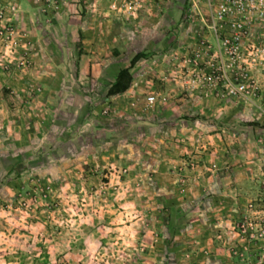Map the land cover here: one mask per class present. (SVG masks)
<instances>
[{
  "label": "rangeland",
  "instance_id": "1",
  "mask_svg": "<svg viewBox=\"0 0 264 264\" xmlns=\"http://www.w3.org/2000/svg\"><path fill=\"white\" fill-rule=\"evenodd\" d=\"M143 2L0 0V264H264V55L196 86L190 1Z\"/></svg>",
  "mask_w": 264,
  "mask_h": 264
},
{
  "label": "built area",
  "instance_id": "2",
  "mask_svg": "<svg viewBox=\"0 0 264 264\" xmlns=\"http://www.w3.org/2000/svg\"><path fill=\"white\" fill-rule=\"evenodd\" d=\"M189 1L188 17L194 15L202 23L206 37L187 46L179 61L180 71L185 70V78L190 77L196 86L223 88L229 95L250 100L258 86L248 82L249 71L260 65L257 54L264 55V42L254 45L248 37L252 29L264 37V0ZM143 6V0H106L116 18L130 17ZM154 99L153 94L146 96L148 102Z\"/></svg>",
  "mask_w": 264,
  "mask_h": 264
},
{
  "label": "trees",
  "instance_id": "3",
  "mask_svg": "<svg viewBox=\"0 0 264 264\" xmlns=\"http://www.w3.org/2000/svg\"><path fill=\"white\" fill-rule=\"evenodd\" d=\"M142 56L143 54L141 52L134 54L129 61L130 66L134 65ZM130 66L123 67L118 71L115 80L111 83L107 90L108 95L121 93L130 86L132 81Z\"/></svg>",
  "mask_w": 264,
  "mask_h": 264
},
{
  "label": "crops",
  "instance_id": "4",
  "mask_svg": "<svg viewBox=\"0 0 264 264\" xmlns=\"http://www.w3.org/2000/svg\"><path fill=\"white\" fill-rule=\"evenodd\" d=\"M98 3H99V5H100L101 7L107 8V7H106V0H98ZM113 17H115V16L113 15ZM80 31H81V29H80ZM119 70H120V69H119ZM119 70H118V71H119ZM130 72H131V71H130ZM117 73H118V72H117ZM131 74H132V73H131ZM127 89H128V88H127ZM127 89H126V90H127ZM126 90H125V91H126ZM123 92H124V91H123ZM121 93H122V92H121ZM118 94H119V93H118Z\"/></svg>",
  "mask_w": 264,
  "mask_h": 264
}]
</instances>
